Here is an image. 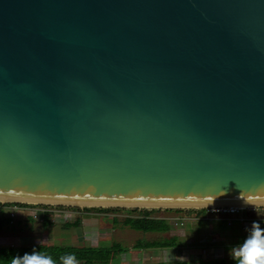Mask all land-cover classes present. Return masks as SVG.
Segmentation results:
<instances>
[{
  "label": "water",
  "instance_id": "obj_1",
  "mask_svg": "<svg viewBox=\"0 0 264 264\" xmlns=\"http://www.w3.org/2000/svg\"><path fill=\"white\" fill-rule=\"evenodd\" d=\"M0 201L264 206V0H0Z\"/></svg>",
  "mask_w": 264,
  "mask_h": 264
},
{
  "label": "rangeland",
  "instance_id": "obj_2",
  "mask_svg": "<svg viewBox=\"0 0 264 264\" xmlns=\"http://www.w3.org/2000/svg\"><path fill=\"white\" fill-rule=\"evenodd\" d=\"M110 208H92L88 212L81 215L74 214L69 221H56L48 229L44 227L41 222H34L30 220L15 219L12 224L0 232V246H14L26 247L33 244H56L63 246H77V247H94L105 248L110 247L113 243L117 247L130 249L126 254L118 256L114 262L124 264H150L160 261L183 260L180 250H172L173 254L169 257L164 250H135L134 243L139 239L157 240L165 236H174L179 238H190L188 231L182 234V230L174 228L171 225V231L168 234H160L156 236H149L141 233H134L127 229L121 222L128 216V213L137 215L141 208H111L109 211H98ZM136 211H133V210ZM129 210H132L130 212ZM155 210L153 216L156 217H183L187 221H195V210L191 209H145ZM168 210V211H167ZM181 210V211H176ZM249 217L264 219V206L256 207L248 212ZM115 217L118 223L113 224L112 218ZM212 216H207L206 219H211ZM76 218H80L81 226L78 228H63L65 223H73ZM171 223V221H169ZM42 225V227H40ZM180 228V227H179ZM248 232L243 233L246 235ZM62 238H64L62 240ZM214 256L206 257L205 259L222 258L223 254H216ZM222 255V256H220ZM211 257V258H210ZM228 256H226L227 258Z\"/></svg>",
  "mask_w": 264,
  "mask_h": 264
},
{
  "label": "trees",
  "instance_id": "obj_3",
  "mask_svg": "<svg viewBox=\"0 0 264 264\" xmlns=\"http://www.w3.org/2000/svg\"><path fill=\"white\" fill-rule=\"evenodd\" d=\"M90 210V209H89ZM113 209H102L98 211H109ZM172 210V209H169ZM132 212V210H129ZM133 211H136L135 209ZM137 215L128 213V216L122 220V224L130 230L147 234V233H167L171 230V227L167 222L158 217H154L155 210H138ZM168 211V210H167ZM181 211V210H176ZM205 210H195L197 215H201ZM112 223H118L117 218L112 219ZM11 224V220L8 219L3 210L0 207V232L7 228ZM44 227L53 225V223L46 219L42 223ZM261 226L262 224L259 223ZM81 226V220H76L73 223H65V228H78ZM184 245L178 238L163 239L161 241H148L145 239H139L134 245V249H175ZM128 249L120 248L112 244L110 247L94 248V247H77V246H63L56 244H33L26 247H14V246H0V264H11V260L16 255H23L26 252L30 254H37L40 256H50L56 264H60V257L73 253L76 255L79 264H120L114 262V260L127 253ZM124 264V263H122ZM150 264H236L231 257H222L214 259H200L197 261L186 260H172V261H160Z\"/></svg>",
  "mask_w": 264,
  "mask_h": 264
},
{
  "label": "crops",
  "instance_id": "obj_4",
  "mask_svg": "<svg viewBox=\"0 0 264 264\" xmlns=\"http://www.w3.org/2000/svg\"><path fill=\"white\" fill-rule=\"evenodd\" d=\"M238 216L239 214L233 216H227L225 217V219H216L212 217L211 219L208 220L206 218H203V219H198L196 221H188L184 227V232L185 230H187L189 235L191 236L190 238H184L183 237L184 235L179 237L178 239L184 245L180 247H176L175 250H180L179 252L181 253V256H183V260L186 261H197L200 259H205L206 257L214 256L215 252H217L216 254L225 255L223 257L226 256L230 257L229 251L231 247L238 246L243 243L245 237L250 234L247 233L246 235H244L243 233L246 232V229L251 226L253 221H257L261 223L262 225L260 227L264 229V219L249 217V214L247 213L242 214V216L246 218V224H245L246 227L243 228L242 224H240L237 220H235ZM227 219H231V225L227 224L226 221ZM40 227H42V225H40ZM62 227L65 228L64 225ZM42 229H48V227H42ZM130 231L134 233H139L133 230ZM169 232L147 233L146 235L156 236L160 234H168ZM184 232H182V234ZM169 238H176V237L170 235V236H165L161 239L148 240V241H161L163 239H169ZM136 242L134 243V245L136 244ZM129 250L130 249H128V251ZM144 250H156V249H143L141 251ZM160 250L166 251L167 254H169V257L172 256L173 254L172 249L165 248Z\"/></svg>",
  "mask_w": 264,
  "mask_h": 264
},
{
  "label": "built area",
  "instance_id": "obj_5",
  "mask_svg": "<svg viewBox=\"0 0 264 264\" xmlns=\"http://www.w3.org/2000/svg\"><path fill=\"white\" fill-rule=\"evenodd\" d=\"M0 207L3 210L4 215L11 220V224L15 219L30 220L36 222H45L46 219L50 220L52 223L56 221H69L74 214L81 215L84 212L90 211L89 207H74L65 205H49V204H38V203H22V202H1ZM254 208L249 207H211L202 209H191V210H205L203 214L194 217L198 219L206 218L207 216H212L216 219H225L227 216L238 215L235 219L243 228H245L246 218L242 214L248 213ZM156 217V216H154ZM211 217V218H212ZM164 219L167 224L173 225L174 228L181 229L184 232V227L188 222L186 218L183 217H158ZM80 219V218H78ZM76 218V220H78ZM75 220V221H76ZM195 220V221H196ZM171 221V223L169 222ZM227 224L231 225V219H227ZM180 227V228H179ZM64 238H62L63 240Z\"/></svg>",
  "mask_w": 264,
  "mask_h": 264
},
{
  "label": "clouds",
  "instance_id": "obj_6",
  "mask_svg": "<svg viewBox=\"0 0 264 264\" xmlns=\"http://www.w3.org/2000/svg\"><path fill=\"white\" fill-rule=\"evenodd\" d=\"M250 233L245 237L242 244L232 246L229 255L236 264H264V229L259 222L253 221L246 229ZM11 264H56L50 256H40L29 252L16 255L12 258ZM60 264H79L75 254L69 253L60 257Z\"/></svg>",
  "mask_w": 264,
  "mask_h": 264
}]
</instances>
